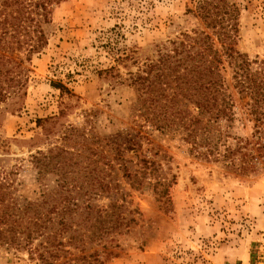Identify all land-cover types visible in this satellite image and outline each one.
Here are the masks:
<instances>
[{
	"label": "rangeland",
	"instance_id": "1",
	"mask_svg": "<svg viewBox=\"0 0 264 264\" xmlns=\"http://www.w3.org/2000/svg\"><path fill=\"white\" fill-rule=\"evenodd\" d=\"M226 1L237 22L235 48L264 61V0ZM196 4L60 0L49 6V20L41 25L47 43L40 51L28 53L26 45L5 51L12 70L22 73L20 89L0 101V175L11 171L15 194L39 202L58 184L103 167L106 181L118 182L127 194L125 212L135 220L100 243L65 247L70 253L53 264H219L231 251L250 248L255 234L264 232V113L254 132L246 108L250 98L232 87L230 70L224 75L235 111L231 133L247 141L244 170L238 168L239 154L230 165L206 160L189 151L179 134L157 131L131 82L180 33L208 31L188 11ZM251 66L264 76V63ZM135 133L141 147L118 154L114 136ZM58 150L61 155H55ZM40 154L53 156V164L39 172L32 156ZM142 156L159 162L167 179L174 175L165 197L149 184L130 185ZM114 197L112 188L99 192L94 203L105 207ZM93 250L100 253L98 260L80 257ZM28 252L1 245L0 264H41Z\"/></svg>",
	"mask_w": 264,
	"mask_h": 264
},
{
	"label": "trees",
	"instance_id": "2",
	"mask_svg": "<svg viewBox=\"0 0 264 264\" xmlns=\"http://www.w3.org/2000/svg\"><path fill=\"white\" fill-rule=\"evenodd\" d=\"M59 1L0 0V65H11L0 66V101L20 89L19 74L22 73L20 69L17 73L12 70V59L5 51L11 52L23 45L28 47V53L40 51L47 43L41 25L49 20V6ZM188 11L199 17L208 31L191 29L190 33H180V38L170 40V48H165L156 61L149 63L143 74H135L131 82L140 92L147 121L157 131L179 134V139L190 145L189 151L206 160H221L230 165L235 163L234 154H239L237 158L242 163L238 168L244 170L246 153L243 150L247 141L231 133L235 111L224 74L229 69L232 87L239 95L249 96L247 114L252 116L256 132L261 129L264 113V76L261 69L253 71L251 65L264 61L249 59L235 48L237 22L226 0H197L195 9ZM119 135L113 138L118 154L141 147L138 133L127 134L120 140ZM62 152L58 150L55 155ZM32 158L39 172L53 164V156L40 154ZM136 165L130 185L149 184L158 197H165L174 175L167 179L161 164L145 156L137 158ZM2 173L0 246L14 250L25 248L30 258L34 255L41 264H53L61 254L70 253L65 247L100 243L108 234L127 231L135 221L125 212L127 194L118 182L106 181L108 174L103 167L87 170L72 183L58 184L57 189L44 194L39 202L15 194L18 189L10 178L11 171ZM112 188L116 190V197L105 207L94 203L99 192ZM84 249L81 247L80 251ZM99 256L93 250L80 257L98 260Z\"/></svg>",
	"mask_w": 264,
	"mask_h": 264
},
{
	"label": "crops",
	"instance_id": "3",
	"mask_svg": "<svg viewBox=\"0 0 264 264\" xmlns=\"http://www.w3.org/2000/svg\"><path fill=\"white\" fill-rule=\"evenodd\" d=\"M252 242L256 243H251L250 248L241 253L231 251L229 257L218 261L219 264H264V232L256 233Z\"/></svg>",
	"mask_w": 264,
	"mask_h": 264
}]
</instances>
